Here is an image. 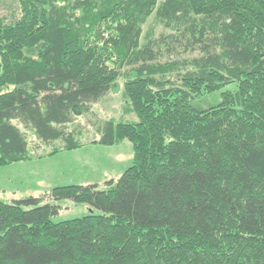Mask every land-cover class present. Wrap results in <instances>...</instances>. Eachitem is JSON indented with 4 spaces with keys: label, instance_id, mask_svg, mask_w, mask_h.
Wrapping results in <instances>:
<instances>
[{
    "label": "trees",
    "instance_id": "1",
    "mask_svg": "<svg viewBox=\"0 0 264 264\" xmlns=\"http://www.w3.org/2000/svg\"><path fill=\"white\" fill-rule=\"evenodd\" d=\"M12 1L0 167L41 146L127 140L134 154L102 186L0 199V264H264V0ZM152 16L167 34H144ZM121 79L137 120L104 121L81 143L69 127ZM231 84L216 106H191ZM62 201L100 214L56 223Z\"/></svg>",
    "mask_w": 264,
    "mask_h": 264
},
{
    "label": "rangeland",
    "instance_id": "2",
    "mask_svg": "<svg viewBox=\"0 0 264 264\" xmlns=\"http://www.w3.org/2000/svg\"><path fill=\"white\" fill-rule=\"evenodd\" d=\"M161 1V0H160ZM18 15L17 5L12 0H0V16L12 19ZM144 34L153 32L154 37L160 34H167L163 26L155 16L149 18L143 27ZM183 58H189L188 55ZM235 84L228 85L210 96H203L194 100L191 106L196 110H206L216 106L220 102V93L235 91ZM107 120L115 122H135L136 116L128 107L124 96V80L117 83L115 92L109 94L100 103L92 107V113L75 120L69 130H81L78 137L81 143H89L96 140L95 129L98 124ZM30 149L36 148L33 135L23 130ZM78 141V140H77ZM40 146V145H39ZM42 157L31 158L21 162L0 167V199L10 203L14 199L34 196L39 197L49 193L56 187L67 185H88L97 184L102 186L108 180H117L133 162V145L127 141H121L114 145L84 144L80 147L59 151L50 154L53 147H39ZM33 153V152H32ZM45 154V155H44ZM62 208L59 216L54 222L80 218L87 215H99L100 212L91 209L86 205H77L69 201L51 203Z\"/></svg>",
    "mask_w": 264,
    "mask_h": 264
},
{
    "label": "crops",
    "instance_id": "3",
    "mask_svg": "<svg viewBox=\"0 0 264 264\" xmlns=\"http://www.w3.org/2000/svg\"><path fill=\"white\" fill-rule=\"evenodd\" d=\"M80 185H83V184H80ZM89 185V184H88Z\"/></svg>",
    "mask_w": 264,
    "mask_h": 264
}]
</instances>
